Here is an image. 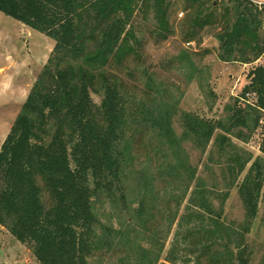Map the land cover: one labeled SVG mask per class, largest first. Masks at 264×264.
Wrapping results in <instances>:
<instances>
[{
  "label": "trees",
  "instance_id": "obj_1",
  "mask_svg": "<svg viewBox=\"0 0 264 264\" xmlns=\"http://www.w3.org/2000/svg\"><path fill=\"white\" fill-rule=\"evenodd\" d=\"M227 2L230 6L218 20L221 30L215 35L218 60L254 62L264 53V5ZM188 3L184 37L193 42L204 28L216 24V16L199 0ZM138 5L153 10L155 35L167 39L171 35L167 0H0V13L54 43L0 147V226L39 264H88L94 254L120 244L131 252L137 249L135 264H156L161 250L149 259L152 252L131 242L121 226L101 224L97 205L125 206L133 198L131 218L144 228L153 217L161 180L174 185L173 191L183 188V195L172 196L179 198L175 216L191 190L186 214L178 223L179 228H188L184 241L199 238L196 245L202 246V256L209 254L211 264H247L243 235L249 233L260 203L264 225V138L259 148L263 158L255 159L233 140L247 143L264 118V68L251 70L248 84L233 104L225 106L224 120L212 122L182 112L177 133L176 109L152 96L151 77L145 85L150 104L130 108L120 79L107 72L129 58L140 59L141 42L131 25ZM91 94L101 98L100 105L94 104ZM138 136L147 140L145 147L156 160L155 174L150 165L137 162ZM187 144L201 155L211 144L209 160L216 156L224 164L227 191L216 219L211 192L189 163ZM249 163L237 186L245 217L242 242L235 244L237 254L229 252L225 258L213 251L227 231L217 219ZM131 180L134 186L127 184Z\"/></svg>",
  "mask_w": 264,
  "mask_h": 264
},
{
  "label": "rangeland",
  "instance_id": "obj_2",
  "mask_svg": "<svg viewBox=\"0 0 264 264\" xmlns=\"http://www.w3.org/2000/svg\"><path fill=\"white\" fill-rule=\"evenodd\" d=\"M167 2L170 5L168 21L171 35L165 40L157 38L153 10L138 5L131 25L135 36L141 42L140 59L129 58L121 67L111 66L107 72L120 79L123 95L130 108H136L140 102L150 104L151 99L147 100L145 85L147 78L151 77L155 91L150 93L157 98V102L176 109L173 128L177 133H181L179 116L182 112L212 122L224 120L225 106L233 104L234 99L248 84L251 70L259 66L264 68V53L259 59L248 64L224 63L218 60L219 43L215 35L221 30L218 20L224 14V9L230 6L227 0H199L205 9L214 11L216 24L204 28L193 42H188L184 37L185 22L190 14L188 0ZM251 2L258 7L264 5V0ZM53 46V41L48 37L0 13V147L36 78L46 65ZM91 98L94 104L100 105L99 96L91 94ZM263 138L262 119L247 143L237 140H233V143L253 159L263 158L259 149ZM146 143V139L138 136L135 139L134 154L139 164L150 165L155 174L157 163L148 153ZM210 147L211 144L206 153L201 155L190 145H185L189 163L197 167V178L203 181V188L211 192L212 218L216 219L222 196L227 191V179L222 172L224 164L219 162L216 156L209 160ZM249 167L250 163L237 179L236 186L229 190L228 198L222 204V212L217 219L227 231L223 233V239L216 243L213 251L222 252L225 258L229 252L237 254L235 244L242 242L240 234L243 232L245 217L237 186ZM162 182L160 180L158 183L159 193L154 199L151 212L153 217L144 228H140L131 218L129 207L133 198L130 197L125 206L121 203L117 207H112L107 202L98 204L101 224L115 229L121 226L129 233L131 242L152 252L148 256L149 259H153L155 253L161 250L156 264H211L209 254L202 256V246L196 245L199 238L184 241L188 228L178 226L189 206L191 190L180 201L175 216L179 198L172 196L183 195V188L173 191L174 185ZM127 184L134 186L132 180ZM261 217L262 203L258 206V213L249 233L243 235L242 245L247 249L244 256L247 264H264V225ZM136 251L134 248L131 252L120 244L110 252L101 251L94 254L88 264H135ZM0 264L39 263L26 246L16 241L0 226Z\"/></svg>",
  "mask_w": 264,
  "mask_h": 264
},
{
  "label": "built area",
  "instance_id": "obj_3",
  "mask_svg": "<svg viewBox=\"0 0 264 264\" xmlns=\"http://www.w3.org/2000/svg\"><path fill=\"white\" fill-rule=\"evenodd\" d=\"M263 120H264V118H263ZM262 121V120H261Z\"/></svg>",
  "mask_w": 264,
  "mask_h": 264
}]
</instances>
